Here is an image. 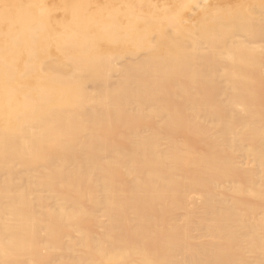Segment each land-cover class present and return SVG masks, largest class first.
Listing matches in <instances>:
<instances>
[{"label": "bare ground", "instance_id": "obj_1", "mask_svg": "<svg viewBox=\"0 0 264 264\" xmlns=\"http://www.w3.org/2000/svg\"><path fill=\"white\" fill-rule=\"evenodd\" d=\"M178 1L0 0V264H264V0Z\"/></svg>", "mask_w": 264, "mask_h": 264}, {"label": "rangeland", "instance_id": "obj_2", "mask_svg": "<svg viewBox=\"0 0 264 264\" xmlns=\"http://www.w3.org/2000/svg\"><path fill=\"white\" fill-rule=\"evenodd\" d=\"M96 1H100V2H102L103 0H96ZM105 1L113 2L112 0H105ZM118 1H119V2H117V0H114V2H116V3L118 4V6H122V4H123L122 2H123V1H122V0H118ZM130 1H132V2H130ZM136 1H137V0H136ZM136 1H135V0H129V1L126 0V2H125L124 5H125V6L129 5V4L126 5V3L129 2V3H131V4H130L131 6L129 5V7L133 8V6L139 4V5H137V6L142 7L143 11L145 10V11H144V12H146L145 15L148 14V13L152 14V12H149V11H147V10H149V5H152V4H153V6L156 5V4H154V2H156V3L158 2V4H157L158 7H160V4L162 5V3H161L162 0H159V1H161V2H159L158 0H157V1H156V0L154 1V0H153L154 2L152 1L153 3H151V4H149V1H147V0H143V2L141 1V2L143 3V6H142V3H140V2H139V3H138V2L136 3ZM138 1H140V0H138ZM145 1H146V2H145ZM165 1H169V2L166 3ZM173 1H175V0H173ZM173 1L171 2L170 0H164V1H163V5H167V6H168L169 4L173 3ZM180 1H181V0H179L178 2H180ZM192 1H193V2H192ZM204 1H206V0H204ZM204 1H202V3H203ZM208 1H209V2L206 1L205 5H207V3H208V5H212V2H213L214 4L216 3L217 5H219V4H223V3H225V2H229V1H230L229 3H232L234 0H225V1H224V0H208ZM217 1H218L219 3H218ZM114 2H113V3H114ZM144 2H145V5H144ZM147 2H148V3H147ZM184 2H185V0H184ZM189 2H191V4L193 3L191 6L189 5V6H190V7H189L190 10H188V11H184V12H183V9H182L183 14H182V12H181V15H180V16H183L184 18H185V16H188V15H189V14H187V13H191V14L196 13V12H197L202 6H204L203 4H201V0H200V1H199V0H191V1H189ZM189 2H188L187 4H190ZM195 2H198V3H200V4H198V3L194 4ZM146 3L148 4V8H147V10H146V8H145V7H147ZM119 4H120V5H119ZM132 4H134V5L132 6ZM176 4H177V3L175 2V3H173L172 6L175 5V8H177L178 6L176 7ZM179 4H181V3H179ZM187 4H186V3H185V4L183 3V4L181 5V7H183V6H185V5L188 7ZM124 5H123V6H124ZM157 5H156V6H157ZM163 5H162L163 9H162L161 11H162V13H163V12L165 13V12L167 11V7H166V6H163ZM193 5H194V6H193ZM201 5H202V6H201ZM123 6L120 7V10H121L122 8H125V6H124V7H123ZM137 6H136V7H137ZM172 6H169V9L171 8V11H173V10L175 11L174 7H172ZM179 6H180V5H179ZM198 6H199V7H198ZM200 6H201V7H200ZM129 7H126V10H129V9H128ZM136 7H134V9H135L134 12H135V11L138 12V11L136 10ZM143 7H144L145 9H144ZM151 7H152V6H151ZM151 7H150V11H153L155 6H154L153 8H151ZM164 7H165L166 9H165ZM181 7H180V8H181ZM187 7H184L185 10H187V9H186ZM191 7H192V9L194 10L193 13H192V12H189V11H192ZM196 8H197V9H196ZM198 8H199V9H198ZM137 9L141 11V8L139 9V8L137 7ZM160 9H161V8H159V12H160ZM164 9H165V10H164ZM130 10H132V9H130ZM130 10H129V11H130ZM155 10H156V7H155ZM157 10H158V8H157ZM157 10H156V11H157ZM163 10H164V11H163ZM195 10H196V12H195ZM58 11H59V9H58V10L56 9V12H55V13H56V14H59L60 11H59V12H58ZM140 11H139L137 14H138V15L141 14V16L144 15V14H142V13H144V12H140ZM168 11H169V10H168ZM168 11H167V12H168ZM176 11H177V13H178V12L180 11V9H179V11H178V9H177ZM176 11H175V12H176ZM131 12L134 13L133 11H131ZM147 12H148V13H147ZM154 12H155V11H153V15H154ZM159 12H158V15H159L158 17H161V15H163L164 13H163V14H161V13L159 14ZM139 13H140V14H139ZM156 13H157V12H156ZM179 13H180V12H179ZM185 13H186V14H185ZM134 14H135V13H134ZM172 14H173V16H174V15H177L176 13L174 14V12H172ZM172 14H171V16H172ZM191 14H190L188 17L192 16ZM132 15H133V14H132ZM178 15H179V14H178ZM146 16H147V15H146ZM129 18H130V16H129ZM155 18H156V17H155ZM121 19H122V18H121ZM127 19H128V18H127ZM123 20H125V18H124ZM138 26L141 27V24H139ZM154 26L157 27L156 25H154ZM142 27H143V26H142ZM149 27H150V29H149L150 31L148 30ZM149 27H148L147 29L145 28V30H148L149 32H151V30H152V32H153L152 35H154V34L156 33V31H157V30H155L156 28H155V27H154L155 29L152 28L153 26H149ZM168 27H169V25H168ZM168 27H166V28L169 30L170 28H168ZM157 28H158V27H157ZM160 28H162V27H160ZM164 28H165V26H164ZM164 28H163V29H164ZM166 28H165V29H166ZM141 29H142V28H141ZM168 30H167V31H168ZM154 31H155V33H154ZM149 32H148V33H149ZM149 34H150V33H149ZM152 35H151V36H152Z\"/></svg>", "mask_w": 264, "mask_h": 264}]
</instances>
